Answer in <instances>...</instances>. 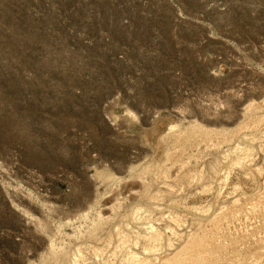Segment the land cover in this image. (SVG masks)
Listing matches in <instances>:
<instances>
[{"label":"rangeland","instance_id":"rangeland-1","mask_svg":"<svg viewBox=\"0 0 264 264\" xmlns=\"http://www.w3.org/2000/svg\"><path fill=\"white\" fill-rule=\"evenodd\" d=\"M0 264H264V0H0Z\"/></svg>","mask_w":264,"mask_h":264}]
</instances>
